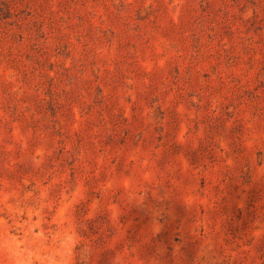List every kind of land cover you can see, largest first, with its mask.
I'll use <instances>...</instances> for the list:
<instances>
[{
    "label": "rangeland",
    "instance_id": "374dc122",
    "mask_svg": "<svg viewBox=\"0 0 264 264\" xmlns=\"http://www.w3.org/2000/svg\"><path fill=\"white\" fill-rule=\"evenodd\" d=\"M0 264H264V0H0Z\"/></svg>",
    "mask_w": 264,
    "mask_h": 264
}]
</instances>
